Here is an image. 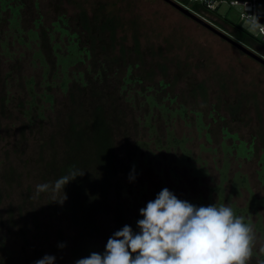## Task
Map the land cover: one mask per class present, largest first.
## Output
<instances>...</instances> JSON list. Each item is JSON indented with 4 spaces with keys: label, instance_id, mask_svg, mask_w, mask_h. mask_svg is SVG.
I'll use <instances>...</instances> for the list:
<instances>
[{
    "label": "rangeland",
    "instance_id": "obj_1",
    "mask_svg": "<svg viewBox=\"0 0 264 264\" xmlns=\"http://www.w3.org/2000/svg\"><path fill=\"white\" fill-rule=\"evenodd\" d=\"M208 13L254 31L224 3ZM96 105L115 173L91 227L66 188L61 205L35 187L59 179L66 134ZM164 188L231 206L255 233L250 264L264 259V66L164 0H0V264L102 254Z\"/></svg>",
    "mask_w": 264,
    "mask_h": 264
},
{
    "label": "clouds",
    "instance_id": "obj_2",
    "mask_svg": "<svg viewBox=\"0 0 264 264\" xmlns=\"http://www.w3.org/2000/svg\"><path fill=\"white\" fill-rule=\"evenodd\" d=\"M83 175L72 171L54 183L38 184L35 195L62 191L63 199L54 201L62 205L65 186ZM139 214L143 219L136 222L138 232L125 225L108 239L102 254L92 252L75 264H250L254 255L253 227L229 205L196 206L164 188ZM260 252L264 255V248ZM54 261L45 255L34 264ZM257 264L264 259L258 258Z\"/></svg>",
    "mask_w": 264,
    "mask_h": 264
},
{
    "label": "trees",
    "instance_id": "obj_3",
    "mask_svg": "<svg viewBox=\"0 0 264 264\" xmlns=\"http://www.w3.org/2000/svg\"><path fill=\"white\" fill-rule=\"evenodd\" d=\"M83 14L81 12L82 17ZM111 20L105 18V21H101L99 26L104 25L110 29L112 27ZM228 27L229 33L235 39L251 48L261 49L264 55V44L262 42L252 38L242 29L234 26ZM92 112L90 123L89 121V124L85 123L86 128L81 127L78 130L70 128L71 133L67 132L65 140L68 146L66 150L68 157L67 161L59 167L58 173L60 178L72 171L84 172L83 176L77 177L65 186L69 193L66 210L74 223L80 225L83 221H88L86 224L91 227L90 221L93 214L104 210L106 206L104 200L100 198L105 196V192L110 186V180L115 173L109 122L105 119L99 105H96ZM77 213L80 215L83 213L81 219L76 216ZM77 249H80V245ZM77 249H74L75 252H77Z\"/></svg>",
    "mask_w": 264,
    "mask_h": 264
},
{
    "label": "built area",
    "instance_id": "obj_4",
    "mask_svg": "<svg viewBox=\"0 0 264 264\" xmlns=\"http://www.w3.org/2000/svg\"><path fill=\"white\" fill-rule=\"evenodd\" d=\"M179 6L187 9L202 21L208 23L216 30L231 37L235 41L241 43L229 33L228 26H234L242 29L238 23L233 24L225 19L224 22L208 13V11H215L216 8L224 3L226 6L235 8L236 15L239 21L246 20L254 26V31L249 34L252 38L259 40L264 44V20L259 21L258 16L264 17V0H171ZM195 4L199 8V12L191 9L188 5ZM217 22L218 24H215ZM243 30V29H242ZM243 44V43H241ZM244 45V44H243ZM251 49V47L244 45ZM252 50V49H251ZM255 52V51H254ZM264 58L263 54L256 52Z\"/></svg>",
    "mask_w": 264,
    "mask_h": 264
},
{
    "label": "water",
    "instance_id": "obj_5",
    "mask_svg": "<svg viewBox=\"0 0 264 264\" xmlns=\"http://www.w3.org/2000/svg\"><path fill=\"white\" fill-rule=\"evenodd\" d=\"M164 1L167 2L169 5H171L173 8H175L180 13H182L185 16L189 17L190 19H192L193 21H195L199 25L203 26L204 28H206L207 30H209L210 32H212L213 34L217 35L219 38H221L224 41H226L228 44H230L233 47H235L236 49H238L243 54L247 55L248 57L252 58L256 62H258L259 64H261L262 66H264V58L261 55L257 54L256 52H254L253 50H251L248 47L244 46L243 44L235 41L231 37H229V36L221 33L218 30H216L214 27H212L208 23L202 21L201 19H199L198 17H196L194 14H192L191 12H189L187 9L179 6L178 4L174 3L173 1H171V0H164ZM258 20L259 21H263L264 20V17L263 16H258Z\"/></svg>",
    "mask_w": 264,
    "mask_h": 264
}]
</instances>
